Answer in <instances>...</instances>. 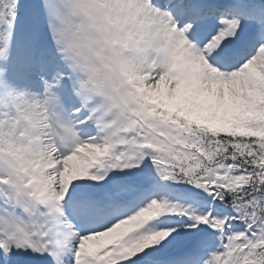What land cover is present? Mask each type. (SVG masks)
Instances as JSON below:
<instances>
[{"label": "snow or ice", "instance_id": "6c2138e0", "mask_svg": "<svg viewBox=\"0 0 264 264\" xmlns=\"http://www.w3.org/2000/svg\"><path fill=\"white\" fill-rule=\"evenodd\" d=\"M0 264H264V0H0Z\"/></svg>", "mask_w": 264, "mask_h": 264}]
</instances>
